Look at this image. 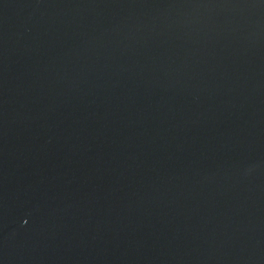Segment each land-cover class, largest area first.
Here are the masks:
<instances>
[{
    "label": "water",
    "instance_id": "water-1",
    "mask_svg": "<svg viewBox=\"0 0 264 264\" xmlns=\"http://www.w3.org/2000/svg\"><path fill=\"white\" fill-rule=\"evenodd\" d=\"M0 264H264V0H0Z\"/></svg>",
    "mask_w": 264,
    "mask_h": 264
}]
</instances>
